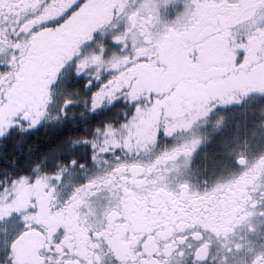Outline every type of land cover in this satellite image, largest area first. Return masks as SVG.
I'll use <instances>...</instances> for the list:
<instances>
[{
	"label": "snow or ice",
	"instance_id": "1",
	"mask_svg": "<svg viewBox=\"0 0 264 264\" xmlns=\"http://www.w3.org/2000/svg\"><path fill=\"white\" fill-rule=\"evenodd\" d=\"M0 264H264V0H0Z\"/></svg>",
	"mask_w": 264,
	"mask_h": 264
}]
</instances>
